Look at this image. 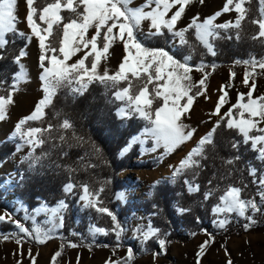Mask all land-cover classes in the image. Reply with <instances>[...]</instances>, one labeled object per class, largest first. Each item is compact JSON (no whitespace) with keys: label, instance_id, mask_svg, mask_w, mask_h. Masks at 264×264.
Returning <instances> with one entry per match:
<instances>
[{"label":"snow or ice","instance_id":"1","mask_svg":"<svg viewBox=\"0 0 264 264\" xmlns=\"http://www.w3.org/2000/svg\"><path fill=\"white\" fill-rule=\"evenodd\" d=\"M25 2L27 6L25 21L30 29L27 34L17 28L18 0H0V59L4 58V51L10 43L9 35L23 37L28 42L33 38L37 39L40 50L39 66L42 70L39 78L44 95L30 114L17 121L10 136V139L21 141L17 145V151L25 146L30 149L24 159L29 161L32 167L39 163L42 156L47 155L42 153L41 156H37L35 153L37 148H42L48 140L53 139L54 131L60 133L57 138L62 143H67L69 139L75 140L77 144L85 143L83 137H77L72 131L74 126L67 118L58 124L48 123L46 127L30 125V122L45 120L46 109L61 88H67L73 96L83 95L92 83L115 89L113 96L122 105L118 108L117 114L122 118L136 116L145 122L141 132L133 136L128 147L124 149L125 152L132 144L146 145L151 142L146 151L157 152L163 149L160 154V159H163L164 156L175 152L180 145L192 140L197 130L184 123V118L190 113L195 100L200 96H206L207 82L211 75L206 69L210 67L215 71L217 66L207 65L203 61L195 64L191 54L177 59L164 47H149L147 40L152 37H163L167 32L173 38V43L178 42L181 46L194 48L186 35L189 30H194L196 40L215 56V41L221 38V30L227 32L235 29L237 30L235 38H240L239 30L249 15V9L245 5L250 0H225L220 10L203 20L197 14L183 28H178L177 25L194 0H143L135 7L132 6L134 0H46L43 5H39L37 0ZM199 2L203 4L204 0ZM259 4L261 7L258 10V18L250 21L258 28L252 37L254 40L264 39V0H259ZM65 12L68 13L67 16L63 15ZM230 12L237 14L234 20L216 22L219 17ZM145 21L148 22L146 33L142 31ZM91 29H94V33L89 36ZM227 38L232 39L231 36ZM116 42H120L124 49L118 69L112 73L106 68L101 71V63L108 59L110 49ZM79 53L82 55L70 63L69 61ZM26 55L27 51L22 48L13 57L17 71L12 73L10 82L0 79V121L7 119L9 107L15 103V94L20 91L21 83L28 79L25 65L22 63ZM241 63L247 66L242 82L249 91L238 93L236 103L221 114V109L229 101L227 89L233 86L231 81L236 76L235 71L230 72V81L218 89L221 94L210 114V118L216 116L218 119L213 128L200 137L196 145L176 165H170L173 170L171 177L173 181L188 171H192L194 176L197 174L195 170L203 167L201 160L206 159L205 146L213 144L214 134L221 125L234 130L241 137V140L232 142L233 149L238 151L240 144L243 143L256 154L257 160L264 162V94L254 96L255 77L264 74V58L250 57L247 60L234 61L235 65ZM193 71L201 73L199 80L194 81ZM83 159L84 157H81V160ZM239 159V156H235L224 163L234 165ZM88 166L95 167L92 164ZM248 171L252 183L256 185V196L246 198L244 193L247 186L234 182L227 184L223 189L210 187L203 193L204 200L217 198L212 212L217 216H223V219L216 221L218 226H226L230 214H235L248 221L243 225L247 230L256 223L251 213H264V168L249 164ZM231 174L229 170L227 175ZM155 183L159 184L160 181ZM208 183L212 185L211 180ZM185 184L190 193L200 191V185L192 180H185ZM76 188V184L69 182L64 185V192L72 193ZM79 188L82 193L79 200L83 202V206L106 215L112 221V227L107 229L95 227L94 231L103 235L114 233L119 242L125 229L116 214L104 206L100 199L103 187L93 190L90 185L84 183L79 185ZM118 198L124 200L126 194L121 193ZM67 208L68 204L60 200L55 207L49 208L42 204L36 211L51 213L62 225V213ZM179 211L183 213L190 209L180 208ZM0 222L16 226L17 233L14 236L5 235L3 239H15V243L21 249V256L24 235L40 244L53 238L50 233L54 229L44 230L39 225L29 228L21 220L14 219L7 211L0 214ZM135 231L145 243L154 240L158 244L159 251L153 253V259L166 254L168 240L160 228L149 222ZM205 232L209 239L199 246L197 264H200V258L205 254L207 246L214 241V237L207 233V230ZM21 233L24 235H20ZM68 246L76 248L79 245L70 241ZM88 247L91 249V245ZM119 247L121 245L117 243L116 248L112 250L113 255L105 260V264H131L135 259L131 246L127 248L124 256L113 258ZM63 249L64 244H61L60 249L51 257V264H57ZM28 255L31 264H36V256L32 254L31 249L28 250ZM17 264H22V260L17 261ZM226 264L233 262L229 259Z\"/></svg>","mask_w":264,"mask_h":264},{"label":"trees","instance_id":"2","mask_svg":"<svg viewBox=\"0 0 264 264\" xmlns=\"http://www.w3.org/2000/svg\"><path fill=\"white\" fill-rule=\"evenodd\" d=\"M43 5L46 0H37ZM249 9L248 19L243 22L240 31V38L228 33L221 32V38L216 40V55L212 56L207 49L200 44L194 35V30L186 34L194 48L184 46L181 51L173 52L165 43V36L152 37L147 40L149 47H166L177 59H181L185 53L192 52L194 63L206 61L208 64L214 62L219 65L234 64L236 60H247L250 57L257 59L264 58V39L254 40L253 35L258 31L257 26L250 21L258 18L261 5L259 0H250L245 5ZM63 15L67 16L65 12ZM10 43L4 51V58L0 59V79L11 81L12 73L17 71L13 63V57L26 46L27 41L20 36L9 35ZM242 64V63H241ZM235 65V64H234ZM240 65V64H238ZM123 86V85H121ZM115 89L106 88L99 83L89 85L87 91L80 96H73L67 88H61L53 98L52 104L46 109V118L43 122H30L31 126H44L48 123L58 124L63 119H70L73 130L77 137H83L85 143L77 144L73 139L62 143L57 138L58 131L52 133L53 139L47 141L42 148H37L35 155L42 156L39 164L29 168L24 161L21 163L17 194L24 199L30 209H34L42 200L49 205H55L60 200H66L68 208L65 210L63 219L62 234L64 238L77 243L91 242L89 240L90 226L87 221L81 224L76 222L77 200L82 194L79 185L87 183L93 190L103 187L100 199L104 206L113 212L124 217L132 214L135 209L143 208L149 213V219L155 227L161 229L167 240L187 241L189 234L202 232L210 228L214 219L212 208L217 202L216 197L204 200L203 193L210 187L223 189L229 183L246 185L244 196H256V185L252 183L249 176V164L262 168V164L255 158V153L249 146L240 144L239 150L232 148V142L241 140V137L234 131L221 125L214 134L213 144L205 146L206 159L201 160L203 167L196 169V175L189 171L188 178H195L200 185V191L190 193L187 190L185 180L170 185L169 182L157 184L151 195L142 201H136L129 205L122 204L117 199V193L124 187V180L120 173L127 169L138 167L133 162L138 157L139 151L136 148L125 156L121 151L128 144L130 138L143 128L144 123L133 116L122 118L117 114L120 102L117 101L113 92ZM59 114V115H57ZM71 136V133H69ZM98 149V151H97ZM17 150L15 139H4L0 141V163L6 160ZM65 153H67L65 155ZM239 156L240 159L234 165L224 163L227 159ZM81 157H84L81 160ZM88 164L95 165L89 167ZM151 167L146 164L145 168ZM231 170L232 174L227 173ZM212 181L209 185L208 181ZM74 183L77 188L72 193L64 192V185ZM220 193L218 192L217 195ZM4 192L0 189V197ZM258 199V197H257ZM0 208L11 211V206L6 201H0ZM180 208H187L190 211L180 212ZM95 222L105 228L112 227V221L106 215L92 212ZM17 219L31 227V223L25 221L19 215ZM236 220L231 221L229 227H234ZM2 231L10 230L11 223L1 226ZM96 243L103 245H115L117 240L114 233H109L102 240ZM149 247L156 248L157 243L150 240ZM63 251H65L63 249ZM58 260V259H57Z\"/></svg>","mask_w":264,"mask_h":264},{"label":"rangeland","instance_id":"3","mask_svg":"<svg viewBox=\"0 0 264 264\" xmlns=\"http://www.w3.org/2000/svg\"><path fill=\"white\" fill-rule=\"evenodd\" d=\"M142 2L143 0H134L132 6H138ZM224 3L225 0H204V3L201 4L199 0H194V2L187 8L177 27H185L190 23L192 17L197 14H199L200 19L203 20L205 17L220 10ZM26 14L27 6L25 0H18L17 15L19 23L17 28L19 31L27 34L30 32V29L25 21ZM236 15L235 12L226 13L219 17L216 22L223 23L227 20H234ZM147 30L148 22L145 21L142 25V31L146 33ZM236 31L237 30L235 29H230L227 32L221 30L222 33H228L230 36L236 35ZM93 33L94 29H91L88 35L91 36ZM172 41L173 38L167 33L165 36V43L171 51L177 52L184 49V46L179 45L178 42L173 43ZM24 49L27 51V55L22 59V63L25 65L28 79L21 83L20 91L15 94V103L9 107L7 119L0 121V141L10 138L17 121L23 116L30 114L36 103L44 95L41 87L42 82L39 78L42 70L39 66L40 50L37 39L33 38L30 42L27 41ZM188 54H191L193 58L192 52L185 53V55ZM80 55H82V53L77 54V56L73 57L69 62H74ZM123 55V45L120 42H116L110 49L108 59L101 63L100 70L103 71L106 68L110 73L116 71ZM203 62L210 65L206 61ZM212 64H215L217 67L215 71H212L210 67L206 69L211 72L207 82L208 87L206 96L198 97L195 100L190 113L184 118V123L197 130L192 140L180 145L175 152L164 156L163 159H160V154L163 149H160L157 152L146 151V149L151 146V142L146 145H141L139 143L132 144L130 149L125 152L124 149L128 147L132 137L141 132L142 129H140L130 138L128 144L121 151V156H125L135 148L139 151L138 157L133 160L138 167L127 169L120 173V177L124 180V187L117 193V199L122 204L129 205L136 201H142L145 198H148L154 187L157 185L155 183L156 181L169 182L170 185H175V183L180 180H192L194 183H197L195 178L186 177L189 171L182 176L176 177L173 181L171 179L173 170L170 165H176L179 160L196 145L200 137L213 128L218 117L211 116L210 118V114L214 110L218 97L221 94L218 89H220L221 85H225L230 81V72L235 71L236 76L231 81L233 86L227 89L229 101L221 109V114L226 112L232 104L236 103L238 93H246L249 91L248 87L242 82L247 67L246 65L243 63L240 65H219L216 62ZM192 76L194 81L199 80L201 73L193 71ZM255 83L256 90L254 96L264 94V74H258L255 77ZM121 106L120 102L118 108ZM142 122L145 123L144 121ZM15 140L17 141V145L21 143L19 139ZM29 151L30 149L25 146L20 151L16 150L6 160L0 163V189L4 192V195L0 197V201L4 200L11 206V211L0 208V214L7 211L13 215L14 219H17L16 216L19 215L25 221L32 224L29 228L39 225L44 230L54 229L50 233L53 238L44 244H40L36 242V240L21 233L20 235H24L22 243L23 255L21 256V249L15 243V239H3V236L5 235L14 236L18 231L16 226L11 223L12 228L10 230L2 231L1 226L8 222H0V264H17V261L20 260H22V264H31V259L28 255L29 249H31L32 254L36 256V264H51V257L60 249L61 244H64L65 251H63L62 256L58 258L57 264H77L78 256L79 264H105V260L113 255L112 250L116 248L117 244L103 245L96 243L107 235L96 233L94 231L95 227L105 228L99 226L95 222L92 215L94 209L84 207L83 202L79 199L77 200L76 222L77 224H81L84 221L88 222L90 226L89 240L92 242L90 243L87 241V243H77L68 238L65 240L64 235L62 234L63 222L62 225H60V222L53 217L51 213L36 211L42 204H46L49 208L55 207L57 204L49 205L42 200L34 209H30L24 199L17 194L16 190L19 184L18 180L21 163L25 161L26 163L23 165L25 166L27 164L31 169L37 165L30 167V162L24 159ZM146 164H150L151 167L145 168ZM261 164L262 168H264V162H261ZM121 193L126 194V199L121 200L118 198ZM257 200L259 202V198ZM64 201L67 203L66 200ZM64 213L65 210L62 213L63 219ZM115 214L119 222L124 226L125 231L122 233L120 241H117L121 247L116 250V255L113 258L115 259L124 256L127 248L131 246L135 254V259L131 264H197V252L199 246L205 240L209 239V235L206 234L204 230L202 232L189 234V239L187 241L168 240L166 254H162L153 259V253L159 251L158 244L156 248L149 247V241L145 243L139 238V235L135 231L136 228L146 226L149 222L153 225V222L148 217L149 213L145 212L143 208H138L135 209L132 214L124 217H119L117 213ZM213 214L214 219L211 221L207 233H210L211 236L214 237V241L207 246L205 254L200 258V264H226L229 259L232 260L233 264H264V213H251L254 216L256 223L247 230L243 225L248 221L243 217L230 214L229 223L224 227H220L216 221L223 219V216H217L215 213ZM234 219L236 220V223L234 227L230 228L229 225ZM21 222L26 225L25 222ZM70 241L79 246L76 248L69 247L68 243ZM89 245H91V249H89Z\"/></svg>","mask_w":264,"mask_h":264},{"label":"bare ground","instance_id":"4","mask_svg":"<svg viewBox=\"0 0 264 264\" xmlns=\"http://www.w3.org/2000/svg\"><path fill=\"white\" fill-rule=\"evenodd\" d=\"M22 101H24V100H22Z\"/></svg>","mask_w":264,"mask_h":264}]
</instances>
